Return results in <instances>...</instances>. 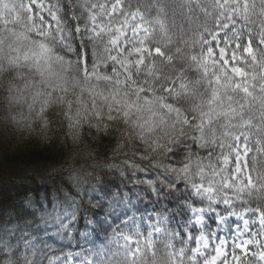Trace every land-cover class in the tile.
<instances>
[{"label":"snow or ice","instance_id":"1","mask_svg":"<svg viewBox=\"0 0 264 264\" xmlns=\"http://www.w3.org/2000/svg\"><path fill=\"white\" fill-rule=\"evenodd\" d=\"M0 93L115 145L0 264H264V0H0Z\"/></svg>","mask_w":264,"mask_h":264},{"label":"trees","instance_id":"2","mask_svg":"<svg viewBox=\"0 0 264 264\" xmlns=\"http://www.w3.org/2000/svg\"><path fill=\"white\" fill-rule=\"evenodd\" d=\"M2 105L3 94L0 93V234L5 229L14 232L12 243H16L25 232L28 233L24 235L25 240L36 235L33 229L39 213H32L41 202L63 201L66 195H77L72 177L92 172L105 154L111 158L115 145L108 140L93 139V134L87 131L80 141L73 142L65 135L66 130L56 125L47 132L38 123L30 131L17 129L4 119ZM84 202L90 208L88 219L95 220L87 198ZM74 225L71 235L75 239L94 226L83 219L82 213ZM68 243L72 242H57L55 247ZM72 250L79 248L73 246Z\"/></svg>","mask_w":264,"mask_h":264}]
</instances>
